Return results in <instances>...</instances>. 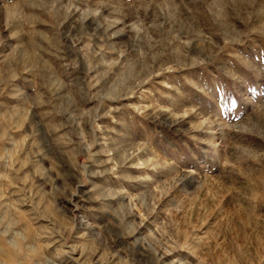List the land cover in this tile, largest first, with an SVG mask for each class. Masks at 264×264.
<instances>
[{
	"label": "rangeland",
	"instance_id": "rangeland-1",
	"mask_svg": "<svg viewBox=\"0 0 264 264\" xmlns=\"http://www.w3.org/2000/svg\"><path fill=\"white\" fill-rule=\"evenodd\" d=\"M0 264H264V0H0Z\"/></svg>",
	"mask_w": 264,
	"mask_h": 264
}]
</instances>
